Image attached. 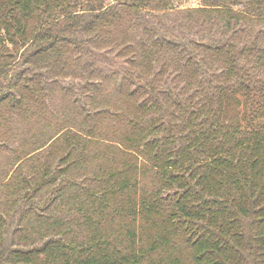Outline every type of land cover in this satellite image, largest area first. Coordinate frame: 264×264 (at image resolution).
Masks as SVG:
<instances>
[{"label":"trees","instance_id":"obj_1","mask_svg":"<svg viewBox=\"0 0 264 264\" xmlns=\"http://www.w3.org/2000/svg\"><path fill=\"white\" fill-rule=\"evenodd\" d=\"M172 6L0 0V144L67 100L2 185L0 264H264V0L188 9L190 45Z\"/></svg>","mask_w":264,"mask_h":264},{"label":"rangeland","instance_id":"obj_2","mask_svg":"<svg viewBox=\"0 0 264 264\" xmlns=\"http://www.w3.org/2000/svg\"><path fill=\"white\" fill-rule=\"evenodd\" d=\"M173 6L164 13L167 17V23L170 25H179L183 26V24L186 25L184 29V33L181 34L183 37L184 34H187L188 37L185 39V42H188V44H192L191 39H193L194 33L193 28H191V25L193 24L194 20L197 17V13L188 14L189 10H192L193 8H200L204 5V0H172ZM249 10L253 9L254 6L249 5ZM189 9V10H188ZM237 10H247V7L241 6L239 8H236ZM260 13V12H256ZM262 15H264L263 12H261ZM212 19L214 21H219L215 17ZM261 29V34H264V22H254V33L256 32V35L258 34L259 30ZM190 34V35H189ZM255 35V36H256ZM182 41L178 43L179 47H181ZM204 46V45H203ZM202 48V46H201ZM179 49V48H178ZM177 79H180V77H177ZM81 82H77L78 86L84 82L83 79H79ZM99 82L100 79H95ZM94 82L95 85L100 84V90L99 93L101 96H104L107 94L105 90V86L101 83ZM75 82H66L63 85V88L67 86V84H72ZM182 82H169L168 86L170 88H175L176 86H182ZM98 87V86H97ZM103 87V88H102ZM115 87L113 86V89ZM72 91V90H71ZM63 91H60L57 95L48 96L46 101L52 105V109L50 108L48 111L45 110V115H38L36 112L33 115H29L27 119H23L22 116L15 114L13 124H11V132L9 133V139H7L5 142L0 144V190L2 189L3 183L6 182L8 175H11V172L14 168V158L16 152L23 149L27 152H32L36 150L37 148H41L40 153H47L49 148L47 146H44L46 143L49 142V140L56 135L57 128L60 122L64 121L66 119V115H62L61 118L59 117V110L63 109L62 104L66 103L67 100L62 95ZM98 93V94H99ZM210 91L207 89L205 90V94L208 95ZM80 95V91H79ZM81 96V95H80ZM173 101V99H172ZM84 102H87L85 99ZM73 116V115H72ZM74 118V116H73ZM80 118L76 117V120L80 121ZM52 122V123H51ZM82 131V127H74L73 131ZM34 163V160L31 158L26 159L23 163V170L24 174L29 173L31 171V165ZM60 215L64 216L65 213L61 212ZM15 242H17V238H15Z\"/></svg>","mask_w":264,"mask_h":264}]
</instances>
